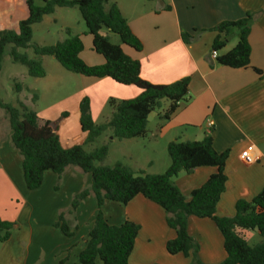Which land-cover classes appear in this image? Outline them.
<instances>
[{"label":"crops","instance_id":"crops-1","mask_svg":"<svg viewBox=\"0 0 264 264\" xmlns=\"http://www.w3.org/2000/svg\"><path fill=\"white\" fill-rule=\"evenodd\" d=\"M111 2L118 7L143 45L141 52L121 45L127 56L139 61L141 79L154 85H166L189 78L187 101L179 104L167 121H159L160 130L153 137H166V149L173 140H201L209 131L208 123H211L214 150L217 153L228 151L225 163L227 181L217 204L216 215L232 217L237 200H251L264 186V0ZM247 14L252 16L248 36L249 67L232 69L218 65L210 57L216 35L211 29L221 22L240 20ZM26 17L24 0H0V31H16L18 22ZM183 33L191 37L188 44L182 40ZM100 34L107 35L106 31ZM236 43L237 32L233 31L217 55L225 54ZM6 56L0 75L6 58L9 64H15L9 61L8 52ZM40 60L45 68L43 59ZM103 63L101 57L89 56L85 60L89 66ZM13 75V71L7 74L8 77ZM85 80V93L92 87L99 88V85L114 89L116 93L113 96L118 100L131 99L140 93L134 86L117 85L109 78ZM88 99L94 121L95 104L91 96ZM31 100L37 101L36 95L35 100ZM167 106L166 102L163 103L161 111ZM34 112L40 122L50 121L48 110ZM0 116L7 126L6 130L0 131V219L17 223L10 239L0 244V264H80L78 255L85 247L87 234L97 213L95 199L86 197L80 202L74 217L69 216L71 224L76 226L73 236L65 237L53 224L59 212L69 207L73 195L90 185V175L82 174L77 168H69L63 174L58 190H54L57 177L51 171H45L41 186L28 191L23 180L21 157L10 144L11 132L6 116L3 112ZM76 116L78 121L79 110ZM65 124L64 121L57 127L62 146L71 147L81 143L86 134L82 132L79 135L74 123L75 130L71 133L63 129ZM247 147H252V154L257 158L251 165H245L240 158ZM153 164L149 162L147 168L141 166V170L150 174L148 171ZM160 166L164 172L169 163ZM213 173L215 168L201 167L191 174L181 173L172 181L188 198L190 192L204 184ZM102 212L110 225H120L128 220L140 227L128 264H191V257L166 252L165 244L175 237V232L167 226L164 211L143 196H135L126 205L106 201ZM187 223L189 235L199 243L200 261L220 264L225 252L222 236L214 223L210 219L196 217H189ZM251 234L254 233L248 232V237ZM257 241L259 238L252 244ZM94 264L102 262L97 259Z\"/></svg>","mask_w":264,"mask_h":264},{"label":"trees","instance_id":"trees-1","mask_svg":"<svg viewBox=\"0 0 264 264\" xmlns=\"http://www.w3.org/2000/svg\"><path fill=\"white\" fill-rule=\"evenodd\" d=\"M24 2L27 17L18 22L17 30L0 31V72L6 49L10 47L8 56L11 61L24 66L29 77L43 78L45 70L40 58L51 56L67 72L86 78H109L117 84L140 90L131 99H110L111 115L102 124L94 123L89 99L83 97L78 105V123L86 136L81 143L71 147H63L60 143L57 124L40 122L37 114L20 101L12 105L0 99V110L4 112L11 132L10 144L21 157L23 180L28 191L41 186L45 171H51L57 177L54 190H58L62 176L69 168H77L91 177L90 185L73 195L69 207L59 212L53 224L65 237L73 236L76 226L71 224L69 216L74 217L77 207L86 197L95 199L97 213L85 247L78 255L79 263L94 264L99 259L102 264H128L140 227L128 220L120 225H110L104 218L102 206L106 201L126 205L135 196L141 195L164 211L167 226L175 232V237L165 244L169 255L182 254L191 257V264H204L198 255L199 243L188 233L187 221L189 217L207 218L214 223L223 239L225 258L220 264H264V186L251 200H237L232 217L216 215L227 181L225 163L228 151L217 153L214 150L211 129L199 141L169 142L166 146L169 166L162 174H147L142 170L135 172L119 162L113 166L103 165L108 155L106 144L92 151L84 149L106 131L117 140L143 137L148 117L153 112L157 113L160 122L167 121L179 104L187 101L189 78L166 85H154L141 79L139 61L127 56L121 45L136 52H141L143 45L111 0ZM56 8L78 9L92 38V51L103 58V64L89 66L83 62L79 57L83 51L81 38L73 35L69 28L65 29L67 37L54 45L31 44L33 25L40 23L44 16L53 14ZM251 19L252 16L247 14L240 20L221 22L211 29L216 33L211 50L216 52L225 47L233 31L237 32L235 46L225 54L217 55L215 61L218 65L232 69L249 67ZM103 30L106 36L100 34ZM110 34L117 36L119 44L110 41ZM181 37L185 44L191 39L186 33ZM28 49L32 51L33 58L26 53ZM254 71L260 74L258 70ZM15 88L19 93L21 85L16 83ZM32 99L35 100V95ZM165 102L168 106L161 111ZM61 116L67 117V113ZM201 167H213L215 173L192 190L187 198L172 180L181 173L191 174ZM16 226V222L0 219V244L10 239ZM248 232H256L260 241L249 244Z\"/></svg>","mask_w":264,"mask_h":264},{"label":"rangeland","instance_id":"rangeland-1","mask_svg":"<svg viewBox=\"0 0 264 264\" xmlns=\"http://www.w3.org/2000/svg\"><path fill=\"white\" fill-rule=\"evenodd\" d=\"M38 5H41V3L38 2ZM66 28H69L73 35H78L81 38L84 46L81 54L83 62L88 60L89 56L101 57L91 49V36L87 33V29L77 8H56L53 14L44 16L40 23L32 27L33 37L31 44L39 46L54 45L67 37L65 34ZM110 41L114 44H119L117 36L112 34H110ZM9 48L7 47L6 53ZM26 53L29 58H33L30 49L26 50ZM5 57H7L6 54ZM7 59L3 66V72L0 75V99L5 103L16 105L19 100L33 111L41 112L42 110H48L47 116L50 118L49 120L52 124L59 126L65 121V126H62L63 129H67L72 133L75 130L74 123L77 126L79 135L82 132L75 114L78 113V105L81 98L91 96L96 109L94 116L95 124L105 123L110 118L112 110L108 102L110 99H116V96H113L116 93L114 89L99 85V88L92 87L85 93V84H87L85 79L92 78L67 72L51 56L42 57L46 72L43 78L29 77L24 66L9 64ZM9 71L14 72L13 77L7 76ZM112 82L115 83L114 81ZM16 83L21 85L19 93L15 88ZM33 95L37 97V101L35 102L31 100ZM62 113H67V117H62ZM155 113H151L146 133L143 137L130 140H117L112 138L109 131H106L92 144L86 145L84 149L92 151L94 148L106 144L108 146V155L103 161V165L113 166L119 162L137 172L141 170V166L147 168L148 163L153 162V167L148 172L150 174H162L163 169H161L160 165L162 163H169V158L164 145L166 137L164 139L153 137L160 130L161 126V124L158 125L159 120L156 118ZM6 128L5 122L2 121L0 116V131H4ZM253 233L248 237L249 244L254 243L257 238L260 241L258 234Z\"/></svg>","mask_w":264,"mask_h":264},{"label":"built area","instance_id":"built-area-1","mask_svg":"<svg viewBox=\"0 0 264 264\" xmlns=\"http://www.w3.org/2000/svg\"><path fill=\"white\" fill-rule=\"evenodd\" d=\"M210 57L212 60H215L217 57L216 51H211ZM207 127L211 128V123H208ZM241 161L245 165H251L257 161V158L252 154V147H247L240 155Z\"/></svg>","mask_w":264,"mask_h":264}]
</instances>
